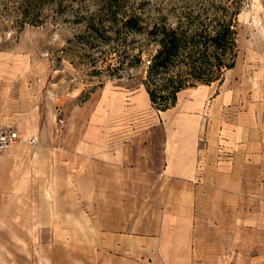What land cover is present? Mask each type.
<instances>
[{"label":"crops","instance_id":"crops-1","mask_svg":"<svg viewBox=\"0 0 264 264\" xmlns=\"http://www.w3.org/2000/svg\"><path fill=\"white\" fill-rule=\"evenodd\" d=\"M193 120L61 142L23 127L0 152V264H247L264 241L262 206L247 203L261 154L242 125L209 160ZM252 256L264 264V250Z\"/></svg>","mask_w":264,"mask_h":264},{"label":"rangeland","instance_id":"rangeland-1","mask_svg":"<svg viewBox=\"0 0 264 264\" xmlns=\"http://www.w3.org/2000/svg\"><path fill=\"white\" fill-rule=\"evenodd\" d=\"M125 1L146 16L171 18L183 0ZM238 1L234 65L210 84L181 90L172 107L159 110L150 104L141 82L144 63L128 66L118 76L110 57L103 58V50L118 42L113 34L92 32L76 21L97 9L101 0H0V124L20 133L33 126L41 137L59 142L81 134L94 139L100 126L122 139L185 113L200 124L198 135L210 144L209 160L228 152L224 144L246 125L245 136L255 141L262 161L259 181L247 185L259 200L247 203L264 211V0ZM133 39L145 59L153 44L144 34ZM262 250L264 241H254L241 262L250 264L259 258L252 255ZM222 260L230 258H217L215 264ZM232 260L238 264L239 258Z\"/></svg>","mask_w":264,"mask_h":264},{"label":"trees","instance_id":"trees-1","mask_svg":"<svg viewBox=\"0 0 264 264\" xmlns=\"http://www.w3.org/2000/svg\"><path fill=\"white\" fill-rule=\"evenodd\" d=\"M179 8L171 18L146 16L125 0H101L97 9L76 20L92 32L113 34L118 42L103 50V58L110 57L118 76L126 67L144 63L141 82L159 110L172 107L181 90L220 79L237 56L238 0H183ZM136 34L154 46L145 59L142 46L134 44Z\"/></svg>","mask_w":264,"mask_h":264},{"label":"built area","instance_id":"built-area-1","mask_svg":"<svg viewBox=\"0 0 264 264\" xmlns=\"http://www.w3.org/2000/svg\"><path fill=\"white\" fill-rule=\"evenodd\" d=\"M21 139V134L16 128L8 124H0V152L5 148L17 143ZM29 143H34L35 138L33 136L28 137Z\"/></svg>","mask_w":264,"mask_h":264}]
</instances>
